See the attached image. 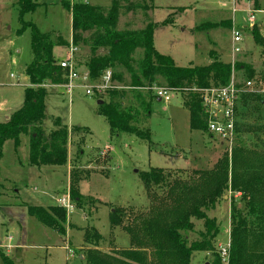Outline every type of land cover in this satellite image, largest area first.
Returning <instances> with one entry per match:
<instances>
[{"label": "rangeland", "instance_id": "obj_1", "mask_svg": "<svg viewBox=\"0 0 264 264\" xmlns=\"http://www.w3.org/2000/svg\"><path fill=\"white\" fill-rule=\"evenodd\" d=\"M36 2L37 9L20 20L18 0H0V123L19 110L24 89L28 86L25 68L32 59L30 31L20 32L21 23H32L40 32L63 40L65 46L53 49L58 61L66 59L70 47L74 48L75 57L82 61L90 55V50L82 41L72 45L71 16L62 2L85 3L105 10L111 5V0ZM258 2L263 11L264 0ZM142 7H147V10L123 11L118 29L140 30L148 22L159 24L169 17L171 25L158 27L154 31L153 44L160 54L170 56L176 66H208L214 55L226 64L250 66L255 77L262 80L264 46L256 45L252 39V30L248 28V11L254 13V27L263 38L264 11H253L251 2L147 0L142 1ZM232 9L236 10L234 14ZM232 18L233 24L231 22L229 27L223 24ZM208 24L219 27L210 29ZM198 27L199 30H196ZM233 28L242 33V44H239L242 51L235 55L231 50ZM86 35L83 34L81 39ZM104 53L105 50H99L96 54ZM132 57V68L137 71L141 51H135ZM114 71L116 75H122L125 84L130 82V74L123 68ZM234 77L238 84L245 87L248 79L244 70L234 73ZM251 83L250 88L255 90L260 100L252 99L245 105L238 102L236 123L239 133L230 144L219 141L209 133L191 131L189 113L178 93L170 92L168 102L160 101L154 95L149 102V111L145 106L140 107L141 121L137 127L149 130V145L129 134L110 133L107 121L98 114V101L107 103V93L85 96L83 90L77 89L69 99L61 87L48 86L46 118L42 127L46 134L49 133L54 128L55 119L67 127L70 168L68 162L61 167L29 166L28 136H21L18 148L14 147L12 141L4 143L0 159V254L16 264H85L81 258L87 248L83 244L85 231L96 230L104 239L101 250L112 252V247L127 248L128 236L121 227H110L111 212L122 211L124 226L148 216L156 199L145 192L139 178L141 172L151 168L172 172L179 170L188 177L194 171L212 170L225 152L230 159L233 147H243L254 152L255 156H264V85L259 83L256 86L254 80ZM115 85L119 87L117 90L125 91L122 103L128 107L134 100L132 90L117 82ZM142 93L144 95L146 91ZM133 103V106H138V102ZM74 178L81 179L78 183L81 202L78 206L71 201L73 209L66 212V234L61 236L30 217L27 209L57 207V201L69 195V185ZM154 192L161 196L163 191L154 189ZM241 197V194L229 190L214 210L206 212L220 228V234L213 241L216 253L228 241L230 244L231 206L244 210L245 202ZM191 222L195 226L194 232H182L189 242L199 240V233L204 231L202 221L192 219ZM8 238H11L10 242ZM111 241H115L114 245L110 244ZM211 255L210 252L194 253L190 264H209ZM222 264L227 263L222 261Z\"/></svg>", "mask_w": 264, "mask_h": 264}, {"label": "trees", "instance_id": "obj_2", "mask_svg": "<svg viewBox=\"0 0 264 264\" xmlns=\"http://www.w3.org/2000/svg\"><path fill=\"white\" fill-rule=\"evenodd\" d=\"M142 1L147 0H111L107 10L85 3L62 2L71 16L72 45L82 41L90 50L85 62L90 80L99 81L104 72L110 70L113 81L132 90L134 100L128 107L122 103L125 91L117 89L108 90L107 103L99 105L98 114L107 121L111 134H129L151 144L149 130L140 129L137 125L141 121L140 107L145 106L146 111H149V102L155 97L153 87L178 93L183 107L189 113V129L206 134V115L201 106L200 94L194 90L224 87L229 84L232 73L242 70L246 72L247 82L254 80L256 86L259 83L264 85V60L262 80L255 77L250 66L226 64L214 55L208 66H176L169 56L160 54L153 44L154 31L158 27L171 25L169 17L159 24L148 22L140 30L120 31L118 21L121 13L142 9L146 11L147 7H142ZM246 1L252 3L253 11H262L258 0ZM18 7L21 20L25 14L33 13L38 4L36 0H18ZM223 24L229 27L231 21ZM218 27L217 24H208L210 29ZM25 30L30 31L32 57L25 68L28 86L24 89L23 103L19 110L4 123H0V159L6 141H12L14 147L18 148L21 136H28L29 166L61 167L68 161L69 131L59 119L53 121L54 128L47 134L42 125L46 118L45 100L49 95L47 85L62 86L67 78V72L59 67V61L53 56V49L66 44L60 37L54 38L49 33L40 32L32 23L22 22L20 32ZM251 30L254 43L264 46V38L259 30L255 27ZM83 34L88 35L81 39ZM99 50H105V53L97 55ZM137 50L141 51V59L135 71L132 68V56ZM117 68H123L130 74L128 84L124 83L122 75L114 73ZM238 88L243 89L239 99L242 105L252 99L260 100L255 90H246L240 84ZM142 91L146 93L143 95ZM135 101L138 102L136 107L133 106ZM237 126L236 123L235 135L239 133ZM232 149L230 159L225 152L212 170L194 171L188 177L179 170L173 173L151 168L141 172L139 178L145 192L156 199L148 216L142 221L124 226L122 211L111 212L110 227H121L128 236L127 248L112 247V252L101 250L104 239L96 230L85 231L83 244L87 248L81 256L85 264H190L193 254L198 252L212 254L209 264H222L213 242L220 234V228L216 220L209 218L206 212L214 210L229 190L241 194L245 208L239 210L237 206H231L227 264H264V156H255L254 152L243 147ZM80 180L74 178L69 185L70 199L78 206L81 202L78 191ZM154 189L162 190V195L157 196ZM27 213L41 225L65 236L67 216L64 209L58 206L47 209L29 207ZM192 219L202 221L204 231L199 233V240L189 242L182 232H194ZM113 243L115 241L110 242L111 245ZM0 257L2 264H16L2 253Z\"/></svg>", "mask_w": 264, "mask_h": 264}, {"label": "built area", "instance_id": "obj_3", "mask_svg": "<svg viewBox=\"0 0 264 264\" xmlns=\"http://www.w3.org/2000/svg\"><path fill=\"white\" fill-rule=\"evenodd\" d=\"M236 12L232 9V13ZM255 25L254 13L248 11V28L251 30ZM242 44V33L233 28L231 32V50L232 54H239L242 49L239 47ZM74 48L68 49V56L66 59L59 61V67L67 72L65 84L61 87L66 95H71L77 89L84 91L85 96L100 95L106 93L110 89H119L112 80V72L110 70L104 72L101 79L92 82L89 78L88 72H81L78 70L74 61ZM252 83L246 82L245 89L254 91L250 88ZM243 89L238 88V83L235 81L234 73L230 78L229 84L224 87H210L202 90H194L199 92L201 99V106L207 119V132L213 137L223 143L230 144L235 137L236 125V108ZM154 95L160 101H169V90L164 88L153 87ZM231 150V148H230ZM57 206L64 209L66 212H71L73 205L70 196L67 194L65 198L57 201ZM11 241V238L9 239ZM229 241L226 245L219 248V255L224 263L228 261ZM7 247V246H6ZM10 248L11 246L8 245Z\"/></svg>", "mask_w": 264, "mask_h": 264}, {"label": "crops", "instance_id": "obj_4", "mask_svg": "<svg viewBox=\"0 0 264 264\" xmlns=\"http://www.w3.org/2000/svg\"><path fill=\"white\" fill-rule=\"evenodd\" d=\"M258 12H260V13H262L263 11H258ZM228 21V20H227ZM229 21H231L232 22V24H233V18L231 19V20H229ZM153 41H154V39H153ZM69 49V48H68ZM54 56V55H53ZM66 58H67V56H68V51H67V53H66ZM170 57V56H169ZM55 58V57H54ZM88 58V57H87ZM171 58V57H170ZM56 59V58H55ZM62 59H64V58H62ZM56 60H59V59H56ZM87 60V59H86ZM86 60H82V61H80L79 59H78V57L76 58L75 57V55H74V61H75V64H76V66L78 67V70L79 71H81V72H87L86 71V67H85V62H86ZM174 62V61H173ZM78 63V64H77ZM48 86H50V85H47V87ZM46 87V88H47ZM52 88H56V86H51ZM8 119V118H7ZM68 167L70 168V165H69V158H68ZM35 168V167H34Z\"/></svg>", "mask_w": 264, "mask_h": 264}, {"label": "water", "instance_id": "obj_5", "mask_svg": "<svg viewBox=\"0 0 264 264\" xmlns=\"http://www.w3.org/2000/svg\"><path fill=\"white\" fill-rule=\"evenodd\" d=\"M101 104H102V102L99 101V102H98V105H101Z\"/></svg>", "mask_w": 264, "mask_h": 264}]
</instances>
